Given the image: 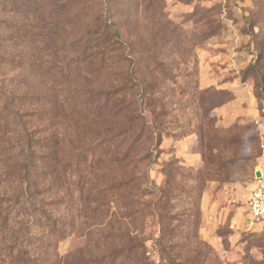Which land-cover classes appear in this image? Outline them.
<instances>
[{
    "label": "rangeland",
    "instance_id": "374dc122",
    "mask_svg": "<svg viewBox=\"0 0 264 264\" xmlns=\"http://www.w3.org/2000/svg\"><path fill=\"white\" fill-rule=\"evenodd\" d=\"M108 11L144 92L85 50ZM263 48L264 0H0V264H264Z\"/></svg>",
    "mask_w": 264,
    "mask_h": 264
},
{
    "label": "trees",
    "instance_id": "16d2710c",
    "mask_svg": "<svg viewBox=\"0 0 264 264\" xmlns=\"http://www.w3.org/2000/svg\"><path fill=\"white\" fill-rule=\"evenodd\" d=\"M123 24L115 19V16L113 14H110L108 11V14L103 17V19L98 18L96 21V28L91 31L88 36L87 40L85 42V50H89L91 52V58H96V55L102 56V58H118L120 61H128L127 65L129 68L126 70V76L129 78L131 81H136L138 85L140 86V89L142 92L145 91V86L143 84V81L141 78L138 76L139 70L137 66V60L135 57H132V53L134 52V48L132 47V44L124 37L123 35ZM160 55L153 54L151 59L153 60L152 64L153 65H160ZM246 74H252L255 79L256 86H262L264 90V48L260 49L259 52L256 54V61L249 66V68L246 71ZM248 76V75H247ZM246 78V76H244ZM144 88V89H143ZM224 93V92H223ZM228 94V93H227ZM261 97V96H260ZM232 97L230 96L225 100L228 101ZM144 100L141 102V106L139 111V115H137L138 125L142 130H147L151 132L152 135H155V143L158 145L161 144V134L155 132V124L152 122H149L147 118L144 115V109L145 106L143 107ZM201 101H204L203 99ZM223 101H218L217 103L211 104V109L221 105L222 103L225 102ZM146 106H148L146 104ZM204 107V104H203ZM207 117V114H205ZM154 138V136H153ZM35 156V152L30 151L29 152V160L30 163L29 165H24L25 171L28 173L30 172L34 165L35 162L33 161V157ZM33 161V162H32ZM33 209V210H32ZM8 213V212H7ZM21 213H25L24 215L27 217L28 216V221L25 223V228L28 227L27 229H32L34 226L37 228L42 224L43 219H50L52 221V216L50 213H48L45 210H34V207H31L30 210H22ZM2 215L0 214V217ZM9 214L6 216L8 217ZM29 239L27 240L26 244L31 250V247L35 246V238L32 235L28 236ZM32 240V241H31ZM29 251L27 248L22 247L20 250V255H19V261L20 263H24V260L26 259L25 255H27ZM1 254V253H0Z\"/></svg>",
    "mask_w": 264,
    "mask_h": 264
},
{
    "label": "built area",
    "instance_id": "2783aa9c",
    "mask_svg": "<svg viewBox=\"0 0 264 264\" xmlns=\"http://www.w3.org/2000/svg\"><path fill=\"white\" fill-rule=\"evenodd\" d=\"M249 214L253 220L264 221V174L255 181L249 200Z\"/></svg>",
    "mask_w": 264,
    "mask_h": 264
},
{
    "label": "water",
    "instance_id": "95a60500",
    "mask_svg": "<svg viewBox=\"0 0 264 264\" xmlns=\"http://www.w3.org/2000/svg\"><path fill=\"white\" fill-rule=\"evenodd\" d=\"M256 174H257V176H260L261 175V172L260 171H257Z\"/></svg>",
    "mask_w": 264,
    "mask_h": 264
}]
</instances>
